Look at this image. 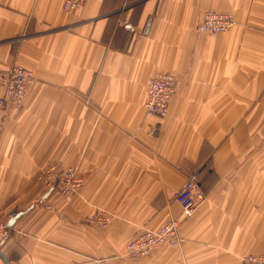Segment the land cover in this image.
<instances>
[{
	"label": "crops",
	"instance_id": "1",
	"mask_svg": "<svg viewBox=\"0 0 264 264\" xmlns=\"http://www.w3.org/2000/svg\"><path fill=\"white\" fill-rule=\"evenodd\" d=\"M205 10L232 11L235 24L205 32ZM17 63L36 81L0 134V219L18 213L0 252L12 264L264 254V0H87L76 14L60 0H0V68ZM164 71L178 91L166 117L147 116L146 82ZM54 161L86 178L75 196L38 183ZM193 171L206 196L184 218L173 196ZM96 208L114 214L109 228L83 221ZM169 217L182 221L180 247L120 255Z\"/></svg>",
	"mask_w": 264,
	"mask_h": 264
},
{
	"label": "built area",
	"instance_id": "2",
	"mask_svg": "<svg viewBox=\"0 0 264 264\" xmlns=\"http://www.w3.org/2000/svg\"><path fill=\"white\" fill-rule=\"evenodd\" d=\"M70 3L69 11H73L82 0H66ZM235 22V17L232 11H219V10H205L202 13L201 29L210 33H220L229 30ZM27 71L21 68L0 74V83L5 84L8 88V93L11 99L19 102L23 97L25 85L28 84L29 77L26 72L22 77H19L18 72ZM176 75L171 72H162L150 77L147 81V100L145 103L148 115H164L168 112V102L171 95L175 91ZM16 98V99H15ZM1 106L3 103L0 102ZM155 128V127H153ZM56 166L52 167L46 172V183H49L57 174ZM75 172L72 168L61 175V188L68 195L71 191L79 187L81 178H76L72 181ZM75 180V179H74ZM64 188V190H63ZM202 193L199 188L198 178L195 174L188 178L184 186L177 192L176 200L180 204L186 216L192 215L200 200ZM99 222L105 224L107 221L103 217L99 218ZM179 228V223L175 220L167 221L157 231L146 230L133 237L128 244V251L134 255L148 254L151 250L159 244L171 240L176 244L175 236ZM11 236V227L8 222L0 220V245L3 244ZM243 264H264V256L257 254H248L244 258Z\"/></svg>",
	"mask_w": 264,
	"mask_h": 264
},
{
	"label": "rangeland",
	"instance_id": "3",
	"mask_svg": "<svg viewBox=\"0 0 264 264\" xmlns=\"http://www.w3.org/2000/svg\"><path fill=\"white\" fill-rule=\"evenodd\" d=\"M87 0H82L78 6L73 10V11H69L66 9L67 8H70V3H68L66 0H60V7L63 11L67 12L68 14H76L81 8L82 6L86 3ZM234 14V13H233ZM235 17V16H234ZM235 24V22H234ZM233 24V25H234ZM232 25V26H233ZM129 27V25H127ZM201 28V27H200ZM231 29V28H230ZM229 29V30H230ZM227 30V31H229ZM204 31V30H203ZM225 31V32H227ZM206 32V31H205ZM220 33H224V32H220ZM215 34H218V33H215ZM16 68H21V69H24V70H27V71H20L18 72V75L19 77H22L23 73L26 72L28 77H29V81H28V84L25 85V90H24V93L22 95V99L17 102L13 99L10 98L9 96V93H8V88L5 84H2L0 83V88L2 90V93L0 95V102L3 103V106L0 105V134L1 132L3 131V128H4V123L6 121V119L8 118V116L11 114V110H14L16 112H20L24 106V102H25V99L26 97L28 96V93L31 89V87L33 86L34 82L36 81V77H35V73L34 71L29 68V67H26L22 64H14L12 66H7V67H3V68H0V74L3 73V72H9V71H12V70H15ZM164 72H169V71H164ZM162 73V72H160ZM172 73V72H171ZM158 74V73H157ZM176 75V86H175V91L174 93L171 95L170 99H169V102H168V112L164 115H148L147 114V111H146V107H145V103H146V100H147V82H146V98H145V102H144V108H145V112H146V115L147 116H156V117H159V118H164L166 117L168 114H169V110H170V104H171V100L172 98L174 97V95L177 93L178 91V87H179V84H180V77L176 74V73H173ZM156 75V74H154ZM152 75V76H154ZM150 76V77H152ZM149 77V78H150ZM148 78V79H149ZM148 81V80H147ZM16 99V98H15ZM1 104V103H0ZM155 127V128H153ZM159 127L157 125H154L152 126V130L151 132L154 134L156 131H158ZM56 166L57 168H59L56 172L57 174H59V176H54V178L49 182V183H46V172H48L52 167ZM69 168H72L75 172V176L73 178L72 181H76V178H81L83 179L82 181H79V187L76 188V190H73L71 191L68 195H64L65 193L62 191V188L60 187L61 186V175L65 174ZM193 174H195L198 178V184H199V188L201 190V193H202V199L200 200L196 210L198 209V207L200 206V204L202 203V201L204 200L205 198V193L202 189V186L200 184V178H199V172L198 171H193L191 172L185 182L183 183V185L174 193V200L177 202L176 200V194L177 192L184 186V184L186 183V181L188 180L189 177H191ZM75 179V180H74ZM37 181L39 184H41L45 189L47 190H55L57 191V193L59 194V196L61 197H64V198H71L73 196H75L76 194H78L79 190L85 185L86 183V178L83 177L82 175H80L78 173V170L75 166L71 165V164H64L63 162L61 161H54L52 164H50L48 167L44 168L37 176ZM64 190V188H63ZM65 191V190H64ZM178 203V202H177ZM179 204V203H178ZM180 205V204H179ZM181 207V206H180ZM182 210V208H181ZM195 210V212H196ZM194 212V213H195ZM182 213L184 215V218H189L191 217L192 215L190 216H186L182 210ZM18 213L17 212H12L10 215H11V218L15 217ZM114 214L104 208H96L94 209L90 214L86 215L84 217V222L86 224H89V225H96L98 227H101V228H109L111 226V223H112V220H113V216ZM100 217H103V219L105 221H107L105 224H102L99 222V218ZM10 218V219H11ZM0 220H3V219H0ZM169 220H175L179 223V228L177 230V234L175 236V241L177 242L176 244H173L171 240H168V241H165L161 244H159L157 247H155L153 250H151L148 254H141V255H134V254H131L129 253L128 251V244L130 243V241L133 239V237L143 231H146V230H154V231H157L160 227H162L167 221ZM3 221H6L8 222L9 224V221L6 220H3ZM181 224H182V221L177 219V218H174V217H169V218H166L164 220V222L158 227V228H155V229H150V228H143V229H140L139 231H137L135 234L132 235V237L129 239V241L126 243L124 249L122 250L121 252V256L124 257V258H139V257H147V256H151L158 248H160L161 246L165 245V244H168L169 246H172L174 248H178L180 247V245L182 244V237L180 236V227H181ZM9 226L11 227V235L13 234V226L9 224ZM11 237V236H10ZM9 237V238H10ZM8 238V239H9ZM7 239V240H8ZM6 240V241H7ZM5 241V242H6ZM248 254H257V255H262L264 256V254H261V253H248ZM248 254H245L241 257V260H240V264H243L244 263V258L246 257V255ZM92 261L94 264H110V259L109 258H104V257H97V258H92Z\"/></svg>",
	"mask_w": 264,
	"mask_h": 264
},
{
	"label": "water",
	"instance_id": "4",
	"mask_svg": "<svg viewBox=\"0 0 264 264\" xmlns=\"http://www.w3.org/2000/svg\"><path fill=\"white\" fill-rule=\"evenodd\" d=\"M18 215V214H17ZM17 215L13 218L10 219L9 224L12 225L13 221L15 220V218L17 217ZM0 256L2 257L3 261L5 262V264H12L10 259L2 252H0Z\"/></svg>",
	"mask_w": 264,
	"mask_h": 264
}]
</instances>
